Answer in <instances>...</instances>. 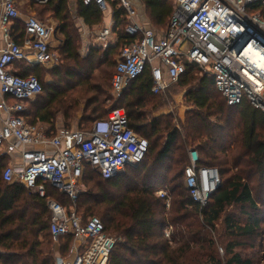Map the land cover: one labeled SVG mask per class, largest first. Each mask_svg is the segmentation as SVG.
I'll return each instance as SVG.
<instances>
[{
    "label": "trees",
    "instance_id": "obj_1",
    "mask_svg": "<svg viewBox=\"0 0 264 264\" xmlns=\"http://www.w3.org/2000/svg\"><path fill=\"white\" fill-rule=\"evenodd\" d=\"M141 1L149 24L164 30L175 0ZM105 2L112 12L117 42L106 48L91 47L82 57L76 21L87 27L102 25L100 8L77 0L73 14L69 0L44 4L31 0L38 17L57 23L61 46L55 51L63 64L51 71L53 85L44 84L43 66L13 64L15 75H34L42 86L41 94L26 105L27 123L54 131L55 120L62 117L64 129L76 121L80 126L84 123L81 130H85L106 118L109 111L121 108L129 128L148 141L144 160L109 180L85 168L81 180L85 189L76 201L78 215L83 222L99 218L105 232L119 239L108 264H260L256 257L261 254L264 258V113L246 103L228 106L213 78L197 77L199 69L190 64L166 91L172 86L189 87L186 98L192 108L181 131L171 115H155L165 100L162 94L151 92L148 69L115 99L110 95L114 57L121 45H132L139 35L126 32L129 21L119 0ZM11 34L15 42L22 43V21L14 22ZM94 71H99L95 78ZM190 150L198 153L199 166L216 168L220 174L219 188L202 209L185 185ZM150 154L153 162L144 166ZM7 162L8 157L0 158V173ZM126 169L133 173L126 174ZM161 189L171 196L168 209L165 199L155 195ZM46 190L47 196L42 198L22 185H5L0 179V264H55L47 201L52 199L66 208L71 201L51 186ZM168 228L171 231L166 238L164 230ZM59 242L56 255L65 257L72 236Z\"/></svg>",
    "mask_w": 264,
    "mask_h": 264
},
{
    "label": "built area",
    "instance_id": "obj_2",
    "mask_svg": "<svg viewBox=\"0 0 264 264\" xmlns=\"http://www.w3.org/2000/svg\"><path fill=\"white\" fill-rule=\"evenodd\" d=\"M82 3L107 10L105 0ZM119 3L130 22L126 32L139 38L119 48L111 80L115 99L146 69L152 78L151 92L164 94L190 64L213 78L228 106L246 103L264 113V0H175L168 24L160 33L138 25L127 0ZM17 20L18 0H0V40L4 44L0 48V158L10 159L0 179L5 185H22L42 198L51 186L71 201L69 208L52 199L47 201L53 241L72 236L68 255L58 256L55 264H108L118 239L105 232L99 218L89 217L83 222L78 215L81 180L87 166L109 180L125 167L141 163L148 153V141L129 128L121 108L109 111L106 118L85 130L51 131L50 127L27 123L26 105L41 94L42 86L34 75H15L13 64L53 65L58 55L51 45L53 26L28 15L22 21L24 36L18 44L11 34ZM111 33L110 28H103L98 34L96 39L102 48L108 46ZM184 179L200 209L221 183L216 168L199 166L195 150L188 152ZM155 195L165 199L168 209L170 197L166 191L158 190ZM170 231L164 230L166 238ZM218 251L223 254L221 248Z\"/></svg>",
    "mask_w": 264,
    "mask_h": 264
},
{
    "label": "rangeland",
    "instance_id": "obj_3",
    "mask_svg": "<svg viewBox=\"0 0 264 264\" xmlns=\"http://www.w3.org/2000/svg\"><path fill=\"white\" fill-rule=\"evenodd\" d=\"M20 1H23V11L26 10L27 8L24 7V6H27L28 5L27 0H20ZM69 7L71 9V12L74 14L75 13V7H72V5L70 4V2H69ZM31 8H33V7H31ZM33 9H32V11H34ZM29 13H33V12H29ZM34 14L36 16H38V14H36V13H34ZM137 16H138L139 21L142 22L141 24H138V25H140L142 28H146L147 26L145 24H143L145 22V21H143L144 20L143 15H141V13L138 12L137 13ZM39 18L40 19L41 18L44 19L43 20V23H45V24H47L49 26H54L56 24L55 28L58 27L57 23L54 22V20L52 18H49V17L43 18V17H40V16H39ZM103 18H104V15H103ZM42 19H41V21H42ZM76 24L78 26H80V28H82V23H81L80 20L76 21ZM149 28H151L153 31L158 32V33H160L161 31H163V29H157L155 27H152L150 24H149ZM100 29H96V32L100 31ZM80 37H81V34H80ZM57 38L60 39L59 36H57ZM112 42L113 43H111V44H115L114 43L115 42L114 40ZM52 44H53L52 46L54 47V50H55V48L57 49L58 47L61 46V43H59V42H57V41H55L53 39H52ZM83 48H86V47H84L83 42H82V39H81V41H80V54H81L82 57H85L86 56L85 53L82 52V49ZM119 48L117 49V54L114 57L115 64H116V61H117V58H118ZM57 55H58V53H57ZM62 64H63V62L61 61V58L59 59V55H58V61L55 64L43 66V69L45 71L42 74L44 84H47V85H53L54 84L53 74L51 73V71L55 67L61 66ZM98 72L99 71H94V73L92 75L93 78L96 77V75L98 74ZM196 75H197V77H201L202 76V74H200L199 72H197ZM110 80H109V84H110ZM105 83H106V81H105ZM109 84L106 83L107 87H108ZM188 89H189L188 86L187 87L172 86L168 90V92H165L164 94H162V97L165 100L164 107H162L160 110H158L155 113V115H157V116L158 115H171L172 118H173V124H174V126L179 131H181V123L184 121V118H185V115H186L187 111H189L192 108V106L190 105V103L188 102V100L186 98V92L188 91ZM110 95H112L111 90H110ZM105 103L106 104H109V100L105 101ZM81 115L82 114H81V111H80L78 113L77 119H80ZM55 122H56L55 123V128H57V129L58 128H63V120H62V117H57V119L55 120ZM85 127L86 126H85L84 123L80 126L75 121V123L73 122L72 125H71V127L69 129H67V130H81V129L85 128ZM152 159H153L152 158V155L151 154L148 155L147 158H146V161L144 163V166H145V164L147 166L148 164L152 163L153 162ZM125 172H126V174L127 173L129 174L131 171L130 170L128 171V169H126ZM132 173H130V174H132ZM173 174H174V172L171 173L172 176H173ZM79 188H80L79 189L80 192L85 189L82 186V183H81V185H80ZM165 191H166L167 195L170 197V200H171V196H170L169 192L167 190H165ZM228 211L229 212H232V209L230 208ZM235 211H237V209ZM52 244H53V248H54L53 249L54 254H55L54 256H56V253H57L58 249L61 246V242H59V241L58 242H52ZM262 256L263 255L259 254V256L256 257V260H260V264H264V262H263V259L264 258Z\"/></svg>",
    "mask_w": 264,
    "mask_h": 264
},
{
    "label": "crops",
    "instance_id": "obj_4",
    "mask_svg": "<svg viewBox=\"0 0 264 264\" xmlns=\"http://www.w3.org/2000/svg\"><path fill=\"white\" fill-rule=\"evenodd\" d=\"M127 1L131 5L132 10L135 13L134 21L137 24H141L142 23V22L139 21L138 16H137V13L139 12L144 17L143 21H145V22L143 24H145L147 26L146 28H149V21H148V19L146 17V8L143 5L142 1L141 0H127ZM27 2H28V5L24 6L27 9L23 11V1L18 0V10H19V13H20V21H23V19L26 18L28 15H35L34 14L35 12L32 11V8H31V3H30L31 0H27ZM69 2L72 5V7H75L76 6L75 4H76L77 0H69ZM29 12H33V13H29ZM103 15H104L103 23L100 26L87 27V26H85L83 24H82V28H80V26H79V32L81 34V39H82L84 47H86V48H83L84 50L82 49V52H84L85 55L88 54V52H89L91 47H100V48H102V46H100L98 44V41H97L96 38H97L98 34L100 33V31L103 28H110L112 30V33L110 34V36H109V38L107 40V45L108 46H111V45L113 46L117 42L116 35L113 32V20H112L111 9L109 7H107V10L105 12H103ZM37 18L40 19L38 16H37ZM42 22H43V20H42ZM55 26H56V24L53 26V29H54L53 40L61 43V40L57 38L58 33H57V27L55 28ZM96 29H100V31L96 32ZM0 38H1V32H0ZM113 40L115 41L114 42L115 44H111V43H113L112 42ZM3 45L4 44L0 40V48H3ZM51 45H53L52 42H51ZM9 161H10V159L8 158V162ZM57 253H58V251H57ZM57 257H58V254L56 255V258Z\"/></svg>",
    "mask_w": 264,
    "mask_h": 264
},
{
    "label": "water",
    "instance_id": "obj_5",
    "mask_svg": "<svg viewBox=\"0 0 264 264\" xmlns=\"http://www.w3.org/2000/svg\"><path fill=\"white\" fill-rule=\"evenodd\" d=\"M246 43H247V41L242 44L240 50L246 45Z\"/></svg>",
    "mask_w": 264,
    "mask_h": 264
}]
</instances>
